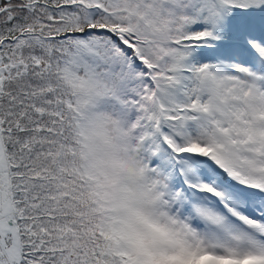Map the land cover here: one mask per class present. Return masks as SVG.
I'll return each mask as SVG.
<instances>
[{
  "label": "snow or ice",
  "instance_id": "snow-or-ice-1",
  "mask_svg": "<svg viewBox=\"0 0 264 264\" xmlns=\"http://www.w3.org/2000/svg\"><path fill=\"white\" fill-rule=\"evenodd\" d=\"M0 264H264V0H0Z\"/></svg>",
  "mask_w": 264,
  "mask_h": 264
}]
</instances>
